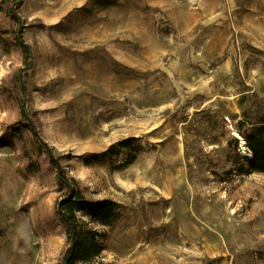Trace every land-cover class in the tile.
Segmentation results:
<instances>
[{
  "label": "rangeland",
  "instance_id": "1",
  "mask_svg": "<svg viewBox=\"0 0 264 264\" xmlns=\"http://www.w3.org/2000/svg\"><path fill=\"white\" fill-rule=\"evenodd\" d=\"M15 10L31 53L25 63L0 45V84L13 74L22 84V104L0 89V136L21 106L87 196L118 203L111 226L89 224L96 264H262L264 174L239 172L233 133L250 94L264 106V0H19ZM9 143L0 264H61L59 192L23 177Z\"/></svg>",
  "mask_w": 264,
  "mask_h": 264
},
{
  "label": "trees",
  "instance_id": "2",
  "mask_svg": "<svg viewBox=\"0 0 264 264\" xmlns=\"http://www.w3.org/2000/svg\"><path fill=\"white\" fill-rule=\"evenodd\" d=\"M18 4L19 0H0V45L3 54L7 55L12 50L19 51L22 61L28 63L31 50L21 39L22 27L15 13ZM0 89L7 101L17 100L18 104H22V84L18 75L13 74L9 80L2 81ZM203 100L198 95L187 102L186 108L201 105ZM248 102L249 107L236 123V132L250 151L251 160L246 166L240 163L239 172L264 174V106L255 93L248 96ZM19 108V118L3 130L0 141L10 144L9 140L12 139L18 143L23 177L31 175L41 186L54 183L59 192V198L54 203V218L67 243L62 252L61 264L64 259L66 264H96L103 249L98 234L89 224L111 226L118 219L119 205L109 199L89 198L81 183L62 169L61 156L56 155L42 140L31 118L21 106ZM132 142V139H128L121 145H130ZM238 144L234 139L231 146L236 149ZM237 159L240 161L239 157ZM90 162L86 160L85 163L88 165ZM259 257L264 264V256Z\"/></svg>",
  "mask_w": 264,
  "mask_h": 264
},
{
  "label": "bare ground",
  "instance_id": "3",
  "mask_svg": "<svg viewBox=\"0 0 264 264\" xmlns=\"http://www.w3.org/2000/svg\"><path fill=\"white\" fill-rule=\"evenodd\" d=\"M233 136L238 138L239 142H240V146H239V152L241 155V158L243 161L245 162H250L251 160V153L250 151H248L245 147V143H243V139L237 134V133H233Z\"/></svg>",
  "mask_w": 264,
  "mask_h": 264
},
{
  "label": "water",
  "instance_id": "4",
  "mask_svg": "<svg viewBox=\"0 0 264 264\" xmlns=\"http://www.w3.org/2000/svg\"><path fill=\"white\" fill-rule=\"evenodd\" d=\"M237 139H238V138H237ZM239 143H240V142H239ZM243 143H245L244 140H243ZM63 264H66V260H65V259L63 260Z\"/></svg>",
  "mask_w": 264,
  "mask_h": 264
}]
</instances>
